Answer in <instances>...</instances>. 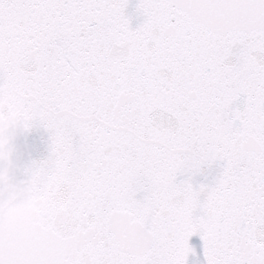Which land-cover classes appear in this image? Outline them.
Here are the masks:
<instances>
[{"label":"snow or ice","instance_id":"snow-or-ice-1","mask_svg":"<svg viewBox=\"0 0 264 264\" xmlns=\"http://www.w3.org/2000/svg\"><path fill=\"white\" fill-rule=\"evenodd\" d=\"M130 6L0 0V264H264V0Z\"/></svg>","mask_w":264,"mask_h":264},{"label":"water","instance_id":"water-1","mask_svg":"<svg viewBox=\"0 0 264 264\" xmlns=\"http://www.w3.org/2000/svg\"><path fill=\"white\" fill-rule=\"evenodd\" d=\"M137 0H131L130 11H134V5ZM139 23V20L133 21V27ZM49 137L47 132L43 129L34 128L32 132L27 134H20L16 140V153L14 160L18 167L23 168L25 165L30 164L32 161H40L47 158L49 153ZM218 169H208L203 176L196 178L198 183H211ZM21 179L23 177H20ZM45 195L40 191L32 194L28 202L18 211L25 215L37 214L44 202ZM190 245L195 247L196 254H190L187 264H204L203 245L199 237H193Z\"/></svg>","mask_w":264,"mask_h":264}]
</instances>
